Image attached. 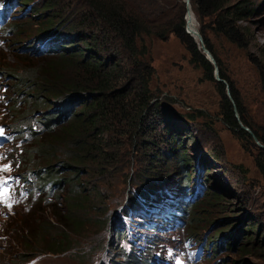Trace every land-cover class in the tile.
Masks as SVG:
<instances>
[{
  "label": "trees",
  "instance_id": "16d2710c",
  "mask_svg": "<svg viewBox=\"0 0 264 264\" xmlns=\"http://www.w3.org/2000/svg\"><path fill=\"white\" fill-rule=\"evenodd\" d=\"M84 3L85 9L80 15L86 20L95 19L97 30L76 34L80 35L81 45H73L76 42L73 35L48 31L52 22L47 19L39 23V32L34 36L37 50L33 51L39 53L38 57L22 53L20 60L24 65L16 71L0 58V68H7L8 76L13 78L12 84L2 80L0 88V125L10 136L9 145L2 154L11 174L28 182L29 189L27 195L19 194L21 199L16 198L0 211L1 237L12 241L4 248L7 256L0 264H21L42 254H57L78 247V238L91 223L89 214L102 205V200L93 202V197L100 198L103 193L99 182L106 176H113L120 168L125 139L134 148H140L142 156L151 159L141 168L142 175L139 174L144 184L154 181L151 162L157 157L164 161V166L179 161L183 179L177 188L185 194L190 193L188 159L183 155L180 129L172 127V120L163 115V106L153 100L154 67L147 46L138 43L143 34L153 33L165 39L172 32L187 49L189 61L201 69V78L216 86L220 113L229 129L253 138L241 127L240 120L264 143V133L247 119L234 81L211 40L215 36L245 49L264 85V39L259 41L255 30V25H264V0H190L203 42L218 65L219 75L229 86L233 103L226 94L225 83L214 78L213 64L185 30L183 0H180L174 20L168 18L165 24L153 22L149 25L126 0H85ZM19 24L14 25L17 36L23 33ZM5 26L0 32H9ZM45 42L53 44L44 52L38 45ZM37 61L44 63L37 64ZM44 106L48 111H41ZM3 118L8 120L3 121ZM161 144L168 145L169 152L161 150ZM253 160L264 178L263 147L256 148ZM55 164H62L66 173L56 174ZM164 172L169 173L168 170ZM85 175L93 183L89 189ZM150 190L144 189L146 193L139 191L138 194L154 199ZM221 199V193L210 190L197 204L182 202L179 208L187 223L186 234L195 236L193 234L202 229L199 223L218 209ZM132 202L137 201L133 199ZM127 212L122 208L120 217L113 220L110 231L113 236H125L122 216ZM107 223V219H102L96 226L103 230ZM158 225L155 223L149 229L151 232L143 235L144 242L136 236L128 240L129 249L116 242L111 249L110 264H151L149 252L159 244L158 236L152 233L163 230ZM220 228L222 231L227 227ZM221 241L226 239L223 237ZM102 247L109 252L105 242ZM10 255H13L12 262H9Z\"/></svg>",
  "mask_w": 264,
  "mask_h": 264
},
{
  "label": "rangeland",
  "instance_id": "374dc122",
  "mask_svg": "<svg viewBox=\"0 0 264 264\" xmlns=\"http://www.w3.org/2000/svg\"><path fill=\"white\" fill-rule=\"evenodd\" d=\"M23 1L17 0L12 18L4 28H8L9 32L5 30L0 32V47L2 46L0 58L5 64L10 65L13 71L24 65L20 60L22 53H29L33 57L39 56V53L33 50H37V47H34L36 44L34 36L39 32L41 21L49 19L52 22L48 31L59 32L60 35H73L76 39L73 45H81L80 35L76 34L83 31L89 33L96 28L95 19L86 20L80 15L85 9V0ZM126 2L148 25L153 22L165 24L168 18L174 20L180 4V0H126ZM36 10L40 12L31 16ZM16 23H21L19 25L23 28V33L19 36L16 35L14 26ZM197 24L199 25L198 21ZM255 30L257 39L262 41L264 25H255ZM211 40L228 75L234 81L247 119L259 132L264 133V85L258 78L255 66L249 61L247 51L215 36H212ZM142 42L148 48L154 67L151 79L153 100L163 106V115L172 120V127L178 126L180 129L185 149L183 155L188 159L189 190L191 192L195 183L202 182L203 185L202 194L193 204H197L210 190L222 194L218 209L207 215L204 221L199 223L202 229L193 234L202 239L205 233L209 253L203 263L264 264V178L253 160L258 144L253 138L249 139L232 132L225 124L220 113V97L216 86L213 82L201 78V69L189 61L187 49L172 32L165 39L153 33L143 34L138 38L139 46ZM41 44L37 45L44 48L45 52L53 43ZM35 60L32 61L36 62ZM43 63L44 61L41 63L37 61V64ZM6 71L7 68H0V79L12 84L13 78H10ZM24 98L23 96L22 99ZM41 111L48 109L44 106ZM148 126L150 124L146 125L145 130ZM161 134L165 135L163 132ZM160 149L169 152L170 148L161 144ZM150 160L142 156L140 148H134L125 139L119 160L120 168L113 176H106L99 182L103 193L100 198L93 197V202L102 200V205L89 214L91 223L82 237L78 238L79 246L62 253L42 254L24 264H110L111 249L116 242L124 245L128 240L126 233L125 236L121 234L118 238V234L113 236L110 232L113 229V220L120 217L122 208L125 209L128 205L129 209L133 199L137 201L135 203H138V200L141 202L143 196L138 194L139 191L145 192L144 189L154 191L152 188L164 190L163 187L174 184L177 186L183 179L179 161H172L164 166V161L157 157L151 162L154 172L151 176L154 181L144 184L145 182L139 179V174L142 175L141 168ZM53 168L58 171L56 173L58 175H64L67 170L62 164H55ZM165 170L169 173L166 174ZM0 171L3 173L11 171L3 154L0 156ZM84 181L87 182L88 189L93 185L88 175L84 176ZM3 201L7 199L3 197ZM144 209L142 205L133 208L138 212H143ZM163 217L167 218V215ZM102 219L108 220L107 227L103 230L96 226ZM137 220L142 219L137 217ZM132 226L135 236H139L140 241L144 242L143 235L149 229L138 223ZM223 226L227 228L220 231V227ZM2 230L0 228V262L7 256L4 248L12 243L11 239L8 242L6 237H1ZM186 232L187 223L175 232L155 233L162 241L174 245L177 242L175 238ZM121 237L123 240H120ZM223 237L226 239L224 242L221 241ZM103 242L106 247L109 246V252L102 247ZM12 260L13 255H10L9 262Z\"/></svg>",
  "mask_w": 264,
  "mask_h": 264
},
{
  "label": "water",
  "instance_id": "95a60500",
  "mask_svg": "<svg viewBox=\"0 0 264 264\" xmlns=\"http://www.w3.org/2000/svg\"><path fill=\"white\" fill-rule=\"evenodd\" d=\"M184 2L187 4L190 2V0H184ZM185 30L189 32V30L186 28L185 26ZM191 34V33H190ZM192 35V34H191ZM195 39V38H194ZM196 40V39H195ZM196 42L198 43V47L200 48V50L202 51V53H204L205 57L213 64L214 70H213V75L214 78L218 81H222L225 83V90H226V94L227 96L230 98V100L233 103V99L231 97L230 94V89L228 84L226 83V81L219 75V71H218V65L212 55V53L209 51V49L205 46L204 42H203V38L202 35L200 34V32L198 31V40H196ZM234 110H235V115L237 118H239L238 112L234 106ZM239 123L241 125V127H243L244 129H246L247 131H249V133L252 135L253 139L255 140V142L258 144L259 147H263L264 148V143H262L261 141H259V139L256 137V135L246 126L244 125L240 120Z\"/></svg>",
  "mask_w": 264,
  "mask_h": 264
},
{
  "label": "bare ground",
  "instance_id": "6f19581e",
  "mask_svg": "<svg viewBox=\"0 0 264 264\" xmlns=\"http://www.w3.org/2000/svg\"><path fill=\"white\" fill-rule=\"evenodd\" d=\"M184 1V0H183ZM185 3V2H184ZM186 5V15H185V20H186V28L189 30V32L192 34V36L198 40V24L196 20L195 13L193 11V8L191 6V3H185Z\"/></svg>",
  "mask_w": 264,
  "mask_h": 264
},
{
  "label": "clouds",
  "instance_id": "9594fccd",
  "mask_svg": "<svg viewBox=\"0 0 264 264\" xmlns=\"http://www.w3.org/2000/svg\"><path fill=\"white\" fill-rule=\"evenodd\" d=\"M8 143H9V142H8ZM8 143H7V144H8ZM6 147H7V146H6ZM5 149H6V148H5ZM201 183H202V182H201ZM27 184H28V182H27ZM201 194H202V193H201ZM19 199H21V198H19ZM195 200H196V199H195ZM195 200H194V201H195ZM194 201H193V202H194ZM193 202H192V203H193ZM4 207H5V206H4ZM4 207H2V208L0 209V211H2V210L4 209ZM185 226H186V222H185ZM184 228H185V227H184ZM184 228H183V229H184ZM183 234L188 235V234H186V233H183ZM191 236H192V235H191ZM193 237H194V238H197V237H195V236H193ZM197 239L204 241L203 238H202V239L197 238ZM204 242H205V246H206V241H204ZM161 243H162V242H161ZM157 246H158V245H157ZM157 246L154 245L152 250H157V248H160L159 246H158V247H157ZM206 247H207V246H206ZM207 249H208V248H206V254L203 256V258L200 259V261H199L197 264H204L203 262H204V260L207 258V255H208V251H207ZM21 264H24V263H21Z\"/></svg>",
  "mask_w": 264,
  "mask_h": 264
},
{
  "label": "snow or ice",
  "instance_id": "6c2138e0",
  "mask_svg": "<svg viewBox=\"0 0 264 264\" xmlns=\"http://www.w3.org/2000/svg\"><path fill=\"white\" fill-rule=\"evenodd\" d=\"M0 135H2V130H0ZM7 181H0V184H6Z\"/></svg>",
  "mask_w": 264,
  "mask_h": 264
}]
</instances>
